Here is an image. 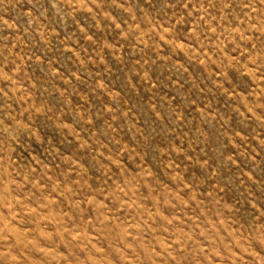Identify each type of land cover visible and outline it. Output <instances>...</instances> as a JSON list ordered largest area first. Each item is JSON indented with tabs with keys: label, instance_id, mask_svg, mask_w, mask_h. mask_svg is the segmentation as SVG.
Returning <instances> with one entry per match:
<instances>
[{
	"label": "rangeland",
	"instance_id": "rangeland-1",
	"mask_svg": "<svg viewBox=\"0 0 264 264\" xmlns=\"http://www.w3.org/2000/svg\"><path fill=\"white\" fill-rule=\"evenodd\" d=\"M0 264H264V0H0Z\"/></svg>",
	"mask_w": 264,
	"mask_h": 264
}]
</instances>
